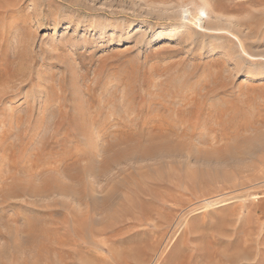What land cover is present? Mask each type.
<instances>
[{"label": "rangeland", "instance_id": "1", "mask_svg": "<svg viewBox=\"0 0 264 264\" xmlns=\"http://www.w3.org/2000/svg\"><path fill=\"white\" fill-rule=\"evenodd\" d=\"M154 35L161 38L152 42ZM0 96V187L51 175L44 164L25 170L34 152L41 163L83 153L77 164H86L96 151L100 166L114 150L96 148L118 139L73 134L96 113L115 111L111 125L133 119L129 144H146L148 133L138 129L161 110L186 115L167 131L183 143L170 158L127 153L132 161L116 160L86 180L102 205L88 220L80 218L84 204L73 207L80 219L52 203L40 220L38 208L14 198L0 217L2 233H13L6 218L28 206L20 220L48 221L40 225L45 243L19 237L27 243L12 252L1 237L0 264H264V0H0ZM195 116L191 130L186 119ZM19 140L28 144L4 166ZM127 165L133 170L100 192L108 172Z\"/></svg>", "mask_w": 264, "mask_h": 264}, {"label": "bare ground", "instance_id": "2", "mask_svg": "<svg viewBox=\"0 0 264 264\" xmlns=\"http://www.w3.org/2000/svg\"><path fill=\"white\" fill-rule=\"evenodd\" d=\"M195 5V4H194ZM161 37H160V35H154V36H152L151 37V39H152V42H155V41H157V40H159ZM115 40L116 41H119V40H121V39H119L118 37L117 38H115ZM216 88V87H215ZM214 88V89H215ZM158 89V88H157ZM213 90V89H212ZM211 90V91H212ZM159 92V91H158ZM195 93V92H194ZM197 93V92H196ZM185 95V94H184ZM2 96V95H1ZM1 96H0V99H1ZM151 96V95H150ZM158 96V95H157ZM193 96V95H192ZM75 97V96H74ZM193 98V97H192ZM192 100V99H191ZM153 102V101H152ZM225 103H226V101H224ZM230 102V101H229ZM156 103V102H155ZM167 103V102H166ZM165 102H164V104H166ZM231 103V102H230ZM164 104H161L162 105V107H161V109L162 108H164ZM122 106V105H121ZM148 107V106H147ZM60 108V107H59ZM158 109V108H157ZM161 109H158L159 111L161 110ZM166 109V110H165ZM164 110L165 111H163V110H161L162 111V113L161 114H154V117L153 118H151L147 123H146V126H143V124L144 123H142V125H141V127L138 129V132H139V134L141 133V134H144V133H148V141H147V139L145 140V141H147L146 142V144L145 143H135V144H131V142H130V144L127 142V141H125V139H124V137L125 136H127V135H129V134H131V133H134V131H133V129L132 128H130L129 126L130 125H132L133 124V122H134V120L133 119H129V121H126V123L124 122V120L122 121V122H120V121H117L115 124H113V125H111V124H109L108 123V121H106V118L108 119L110 116H112L113 114L115 115V111L114 112H107V113H105L104 114V119H102V116H101V114L102 113H96V115L94 114L93 115V117L90 119V120H85V123L84 124H82V125H76L77 126V128H76V132H74L73 134H74V137H76V136H78V135H80V136H84V135H86V134H96V136H97V138H101L102 136H103V138H107L108 136L109 137H112V138H117L118 140H116V141H106V143L105 144H101L98 148H96V150H98V152H102V154H105V152L107 151V150H114L113 152H112V154H110V155H105L104 157L103 156H101V161H100V166H98V165H96V166H98V167H96L95 166V164H94V159H92V157L95 155H98L97 153H96V151H95V153H92L91 155H89V156H87V159H86V164H81V163H79V164H77V159L79 158L78 156L80 155L81 156V154H83V153H79V155L76 153V152H73L69 157H68V160H70L69 162H67V161H65L64 160V158H63V156L61 157V158H59V159H57V158H54V159H48V160H45V161H42V163L41 162H39V160L41 159V151L40 152H37V153H35L34 151V156H33V158L32 159H30V161H31V164L30 165H28V167H27V165H25L26 167H25V170H27L29 167L32 169H35L36 170V168H38L39 166L42 168V166H43V164L44 165H47L49 168L48 169H51L50 171H51V175L49 176V177H45V176H43V174L41 175V176H43L42 178H44L43 180H42V178H41V180L42 181H40L39 183H35V181H36V179L33 181V182H18V183H16V182H13L12 184H8L7 186L6 185H4V186H1L0 187V217H1V215H4L5 214V209L7 208V207H12L14 204H17V203H14V202H12V200H14V198L17 200V198H23L22 199V201L25 203V204H27V205H29V206H31V207H34L35 209L36 208H38V211L36 212V210L35 209H31V212H32V210L34 211L35 210V212L38 214V216L39 215H42L43 213H45L44 212V210L43 209H46V208H49V207H52V206H55V205H57L58 203L60 204V206L61 205H63V206H66V208H67V213H65L66 215H69V220H70V218L74 221L75 219H77L79 216L77 215V216H75L76 215V212H74L73 211V207H74V205H81V204H84L86 207V210H85V213L84 214H81V216H80V218L81 217H83V218H85V219H89V218H91L92 217V215H93V213L90 211V209L92 208H98L99 206L100 207H102V205H99L100 203H98V202H96V201H94V200H92V194L90 193V191H88L87 189H86V187H84V186H86V184H87V182H89V181H86V180H88L89 179V177L90 176H94L95 178H96V176L98 175H96V171H97V169H98V171H105L114 161H116V160H120V161H122L121 159H124V157H126L127 156V153H133L134 155L135 154H138L139 156H142V158H143V156L146 154V155H150L149 157H151V155L153 154V155H155V156H158V157H162V156H165L166 158H170V156H172L173 154H174V152H175V150H176V148L178 149L177 151H180L179 150V147L178 146H183V143H182V141L181 142H179L178 144H174V142L172 141V140H170L169 139V136L168 135H170V133H171V131H170V129L171 128H173L176 124H178V123H184L185 122V116L186 115H184V116H182L184 113H181L180 112V114H181V116L180 115H178L179 113V110H177V109H170V108H165ZM231 109V108H230ZM77 110H79V109H77ZM160 111V112H161ZM183 111H185L184 109H183ZM187 111H189V110H187ZM200 112V111H199ZM118 113V112H117ZM186 113V112H185ZM189 114V113H188ZM197 114H198V111H197ZM196 114V115H197ZM229 114V113H228ZM113 115V116H114ZM145 115H147V114H145ZM152 116V112H151V114H150V117ZM224 116V115H223ZM144 118H146V116L144 117ZM195 118H197L196 116L195 117H189L188 119H186V121L188 122H191V120L193 121V120H196ZM232 118H233V116H232ZM235 119H236V117H235ZM233 120V119H232ZM104 121H105V123H104ZM147 121V120H146ZM197 121V120H196ZM143 122V121H142ZM186 123V122H185ZM184 123V124H185ZM195 123L196 122H191L190 123V126L189 127H191V130H193V128L195 129ZM25 124V123H24ZM135 124V123H134ZM181 124V125H182ZM189 124V123H188ZM199 124H200V122H199ZM109 125L110 126H115V128L116 129H114L113 131L112 130H110V128H109ZM122 126V127H126V129H121L122 127H120L119 129L117 128L118 126ZM100 126H102V129H100L99 131L97 130ZM177 126V125H176ZM185 126V125H184ZM229 126V125H228ZM179 127V126H178ZM101 128V127H100ZM175 128V127H174ZM173 128V129H174ZM177 129V128H176ZM180 129V128H179ZM181 129H182V127H181ZM186 129H187V125H186ZM135 130V129H134ZM196 130V129H195ZM170 131V133L168 134V132ZM172 131H174V130H172ZM183 130H180L179 132H182ZM187 131H189V130H187ZM175 132V131H174ZM178 131H176L175 133H177ZM193 132V131H192ZM21 133V132H20ZM47 133V132H46ZM190 133V132H189ZM188 133V134H189ZM140 134V135H141ZM178 134V133H177ZM196 134V133H195ZM16 135H19V134H15V136ZM64 135V134H63ZM62 135V136H63ZM91 135V136H92ZM145 135V134H144ZM174 135V134H173ZM176 135V134H175ZM180 135H181V133H180ZM183 135V134H182ZM20 136V135H19ZM61 136V137H62ZM139 136V135H138ZM137 136V137H138ZM143 136V135H142ZM141 136V137H142ZM168 136V137H167ZM170 136H172V135H170ZM178 136V138H179V135H177ZM176 136V137H177ZM193 136V135H192ZM17 137V136H16ZM35 137V136H34ZM59 137V136H58ZM95 137V136H94ZM93 137V138H94ZM174 137V136H173ZM182 137V136H181ZM25 138V137H24ZM26 138H27V136H26ZM40 138V137H39ZM42 138V137H41ZM40 138V139H41ZM55 138V137H54ZM63 138V137H62ZM132 138V137H131ZM171 139H173L172 137H170ZM18 139V138H17ZM30 139V138H29ZM64 139H66V137L64 138ZM128 139V138H127ZM139 139V138H138ZM175 139H177V138H175ZM42 140V139H41ZM134 139L132 138V141H133ZM135 140H137V139H135ZM140 140V139H139ZM174 140V139H173ZM38 141V140H37ZM28 144V142H26L25 140H24V142H23V140H19L16 144H12V147L10 148V147H8L7 149H6V154L4 155V156H2V159H1V161L4 163V159L3 158H6L7 159V161H9L10 163H7V162H5V163H7V165L9 164L11 167H13L12 165H14L15 163H17V161H16V159L17 158H14L13 156V153L14 152H17V150H20L22 147H23V145L24 144ZM45 143V142H44ZM56 143V142H55ZM60 143H62V142H60ZM59 143V144H60ZM100 143V142H99ZM185 143V147H187V145H188V143L185 141L184 142ZM39 144H40V142H39ZM47 144V143H46ZM41 145V144H40ZM121 145H124V147H122ZM55 146V145H54ZM96 146V145H95ZM121 147V148H119V147ZM114 148H116V149H114ZM42 149H46V148H42ZM56 149V148H55ZM53 150V148H51L50 149V147H49V149H48V151L47 152H49V154H54L55 153V151L56 150ZM77 149V148H76ZM36 150V149H35ZM58 151V150H57ZM81 152V151H80ZM107 153H109V151L107 152ZM63 155V154H62ZM99 156V155H98ZM57 157V156H56ZM60 157V156H59ZM65 157V156H64ZM67 157V156H66ZM100 157V156H99ZM129 157V156H128ZM164 157V158H165ZM14 158V159H13ZM130 158V157H129ZM129 158L127 159V157H126V159L127 160H129ZM141 158V159H142ZM146 158V157H145ZM145 158H143V159H145ZM153 159H154V157H152ZM155 158H157V157H155ZM136 159H138V158H136ZM140 159V158H139ZM139 159H138V161L137 162H139ZM147 159V158H146ZM145 159V160H146ZM158 159V158H157ZM160 159V158H159ZM24 159H22V161H23ZM85 160V159H84ZM125 160V159H124ZM130 160H131V158H130ZM16 161V162H15ZM21 161V160H20ZM118 161L116 162V163H118ZM132 161V160H131ZM98 162V161H97ZM4 163V166L6 165ZM128 163V162H127ZM81 164V165H80ZM130 164H132L131 162H130ZM133 164H135V163H133ZM42 165V166H41ZM78 165H80V166H78ZM114 165V164H113ZM120 165V164H119ZM59 166V167H58ZM128 166V165H127ZM132 166H134V165H131V167L130 166H128V168H122V169H119L118 167V170H117V172H113L114 174H112V173H109L108 171V174L110 175V176H107V177H104L105 178V180H104V184L102 183L101 185H100V187H98L99 188V190H100V192L101 191H105V188H108L107 187V185H110V184H112L113 182V180H115V179H113V177L115 178H117V177H119V175H122V174H124L128 169H129V167L130 168H132V170H133V167ZM8 167V166H7ZM15 167V166H14ZM44 167V166H43ZM115 167V166H114ZM23 168V167H22ZM29 168V169H30ZM76 169H80V170H78V171H76ZM111 169H113V168H111ZM1 170V169H0ZM47 171V170H46ZM50 171H48V172H50ZM112 171V170H111ZM114 171V170H113ZM130 171V170H129ZM73 172V173H72ZM3 173V172H2ZM102 173V172H101ZM140 173V172H139ZM1 174V173H0ZM44 174H46V173H44ZM48 174H50V173H48ZM62 174H64L63 176H62ZM128 174V173H127ZM146 174V173H145ZM145 174H143V176L145 175ZM28 176H30V174H27ZM61 175V176H60ZM96 175V176H95ZM103 175V174H102ZM101 175V176H102ZM126 175V174H125ZM26 176V175H25ZM47 176V175H46ZM105 176H106V174H105ZM142 176V175H141ZM10 177V176H9ZM17 177V176H16ZM36 177V176H35ZM98 177V176H97ZM100 177V176H99ZM1 178V177H0ZM22 178H25V177H21L20 179H22ZM30 178H32V176L30 177ZM103 178V177H102ZM121 178H123V177H121ZM148 178V177H147ZM151 178V177H150ZM9 179V178H8ZM27 179V178H26ZM4 180V179H3ZM7 180V179H6ZM18 180V179H17ZM103 180V179H102ZM121 180V179H120ZM123 180H124V178H123ZM28 181V180H27ZM131 181H134V179H133V177H130L128 180H125V187H128V186H130V182ZM144 181V180H143ZM112 182V183H111ZM0 183H2V182H0ZM5 183V182H4ZM3 183V184H4ZM89 183H91V182H89ZM121 183V182H120ZM119 183V184H120ZM92 184V183H91ZM111 186V185H110ZM92 187V186H91ZM110 189L112 188V186L111 187H109ZM129 188V187H128ZM88 189H89V186H88ZM97 189V188H96ZM113 189V188H112ZM111 189V190H112ZM90 190V189H89ZM92 190V189H91ZM109 190V189H108ZM115 191V189L113 190V192ZM92 192H94V191H92ZM54 194V195H53ZM50 195H52L53 197L52 198H50V199H48L49 200V202L48 201H44L45 199L43 198V197H46V196H49L50 197ZM57 195H63V196H70V199H71V197H72V199L71 200H64V199H59L58 197H55V196H57ZM94 195V194H93ZM105 196H106V194H104ZM24 196H28L29 198H32V199H28V198H26V197H24ZM105 196H104V198H105ZM122 196V195H121ZM101 197V196H100ZM99 197V198H100ZM103 197V196H102ZM108 198V194H107V196H106V199ZM46 199H47V197H46ZM103 199V198H102ZM15 200V201H16ZM104 200V199H103ZM128 200V199H127ZM108 200H106V202H107ZM19 202H21V201H19ZM14 203V204H13ZM52 203H55V205L54 204H52ZM20 204V203H19ZM19 204H18V206H19ZM26 206V205H25ZM59 206V205H58ZM104 206V205H103ZM23 207H24V205H23ZM22 207V208H23ZM28 207V206H27ZM27 207H24L22 210V212H17L16 214L14 213L12 216H10L9 214V216L6 218V220H5V225L7 226V227H10V228H13V233H10V231L11 230H9V229H6V231L4 232V233H2V229L0 230V239L2 240V238L1 237H3V238H5V240L9 243V245H10V249H12V252L13 251H15V250H17V249H21V245H22V243L24 244V243H27V242H20V241H18V239H19V237H25V239L26 240H29V241H33V243L35 242L36 243V240H39V242H41L40 240H41V238H43V233H42V231L45 229V227L42 229V227L43 226H46L47 225V223L46 222H48V221H43L44 222V225L43 224H39L38 225V223H36V219L38 218L39 219V217H41L40 218V220L45 216H39V217H35V216H33L34 218H35V221L34 222H29L30 220H31V218H30V220L28 219V221H25V219L24 220H20L21 218H23V216H27L25 213H27V212H25V210H27V209H30L29 207L27 208ZM12 209H14V207H12ZM56 209V208H55ZM21 210V209H20ZM48 210V209H47ZM19 211V210H18ZM49 211V210H48ZM51 211V210H50ZM53 211V210H52ZM55 211V210H54ZM64 211H66V210H64ZM264 211V210H263ZM6 213H8V211L6 212ZM50 213V212H49ZM83 213V212H82ZM25 214V215H24ZM45 214H47V213H45ZM150 215V214H149ZM30 216H32V215H30ZM47 216H49L48 214L46 215V217ZM50 216H51V214H50ZM147 216V215H146ZM154 216V215H153ZM156 217V216H155ZM67 218V216H66V219H68ZM80 218H78V219H80ZM45 219V218H44ZM65 219V218H64ZM38 221V220H37ZM64 221V220H63ZM72 221V222H73ZM77 221V220H76ZM39 222V221H38ZM41 222V221H40ZM39 222V223H40ZM65 222V221H64ZM63 222V223H64ZM145 223V222H144ZM155 223V222H154ZM154 223H152V224H154ZM2 224H3V222H2ZM1 224V225H2ZM48 224H49V222H48ZM50 224H52L51 222H50ZM56 224V223H55ZM65 224V223H64ZM66 224H67V220H66ZM151 224V225H152ZM4 225V226H5ZM40 225H43V226H40ZM148 225H149V223H148ZM3 226V225H2ZM51 226V225H50ZM55 228H56V226H54ZM150 227V226H149ZM154 227V226H153ZM5 229V228H4ZM51 228H49V230L48 231H50V233H51V230H50ZM57 229H59V228H57ZM76 229V228H75ZM75 229H74V231H75ZM157 229V228H156ZM52 230H54V229H52ZM56 230V229H55ZM77 231H78V233H79V230L77 229ZM159 231H160V229H159ZM46 231H44V233H45ZM53 232V231H52ZM57 232V231H56ZM55 232V233H56ZM49 233V232H48ZM48 233H46L47 234V236H48ZM158 233V232H157ZM156 232H155V234L156 235H158ZM52 234V233H51ZM50 235V234H49ZM54 235V234H53ZM154 236V237H157V236ZM140 236V235H139ZM49 237V236H48ZM50 237H51V235H50ZM49 237V238H50ZM143 237H145V236H143ZM143 237H141V238H143ZM152 237V236H151ZM46 237H44V239H45ZM149 238V237H148ZM11 240V241H8V240ZM46 239H48V238H46ZM52 239V238H51ZM154 239V238H153ZM0 240V241H1ZM21 240H22V238H21ZM49 241H50V239H48ZM47 240V241H48ZM149 240V239H148ZM45 241V240H44ZM41 242V244L42 243H45V242ZM153 241L154 240H152V242H150V244H152L153 243ZM20 242V243H19ZM155 242H156V240H155ZM146 243V242H145ZM39 244V243H38ZM149 244V245H150ZM247 244V243H246ZM28 245H30V244H28ZM27 245V246H28ZM48 245V244H47ZM51 245V244H50ZM31 246H33V245H31ZM40 246V245H39ZM44 246V245H43ZM42 247V246H41ZM40 247V249H42V248H44V247H42L41 248ZM49 247V246H48ZM51 247V246H50ZM199 247V246H198ZM26 248V247H25ZM25 248H23V249H25ZM36 248H38L37 249V251L38 250H40L39 249V247H36ZM34 249V248H33ZM45 249V248H44ZM43 249V250H44ZM29 250H30V248H29ZM32 250V249H31ZM35 250V249H34ZM41 251V250H40ZM39 252V251H38ZM135 252V251H134ZM140 252H142L141 250H140ZM146 252V251H145ZM152 252H154V249L152 250ZM191 252V251H190ZM145 254V253H144ZM151 254V253H150ZM155 254V253H154ZM132 255H134V254H132ZM138 255L140 256V255H143V253L142 254H139V252H138ZM145 255H147V254H145ZM145 255H144V257H145ZM136 256V255H135ZM134 256V257H135ZM150 256H153V254L152 255H150ZM155 256V255H154ZM153 256V257H154ZM188 256V255H187ZM133 257V258H134ZM137 257V256H136ZM136 257H135V261L136 262H140L141 261V259H142V257H141V259L139 260V259H136ZM146 257H148V259H149V255H147ZM156 257V256H155ZM189 257V256H188ZM138 258V257H137ZM140 258V257H139ZM160 258H162L161 256H160ZM181 258H182V256H181ZM190 258V257H189ZM144 259V258H143ZM148 259H146V260H148ZM158 259H159V257H158ZM158 259H157V261H158ZM183 259V258H182ZM181 259V262H180V264H182V261H183V264H184V260H182ZM188 259V258H187ZM145 260V259H144ZM144 260L142 261V262H144ZM161 260V259H160ZM164 260V259H163ZM162 260V261H163ZM145 262H147V261H145ZM144 262V263H145ZM150 263H151V260H150ZM159 262H157V264H158ZM2 264V263H1ZM146 264H148V262L146 263Z\"/></svg>", "mask_w": 264, "mask_h": 264}]
</instances>
